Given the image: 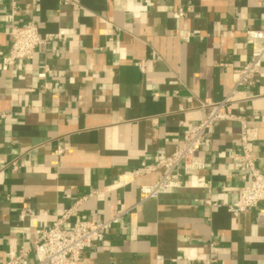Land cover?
Masks as SVG:
<instances>
[{
	"label": "crops",
	"instance_id": "crops-1",
	"mask_svg": "<svg viewBox=\"0 0 264 264\" xmlns=\"http://www.w3.org/2000/svg\"><path fill=\"white\" fill-rule=\"evenodd\" d=\"M29 22L44 42L4 64L12 24ZM258 29L264 0H0V264L74 207L70 221L124 210L80 264H264V203L230 209L243 127L264 172V59L207 132L203 167L148 198L162 169L139 172L235 88Z\"/></svg>",
	"mask_w": 264,
	"mask_h": 264
},
{
	"label": "built area",
	"instance_id": "built-area-1",
	"mask_svg": "<svg viewBox=\"0 0 264 264\" xmlns=\"http://www.w3.org/2000/svg\"><path fill=\"white\" fill-rule=\"evenodd\" d=\"M178 11L180 16L185 13L183 7H179ZM10 33L13 41L8 53L3 57V63L6 65H14L21 59L32 57L45 40L40 35L39 27L35 22L13 23ZM248 34L254 39H264V29L251 30ZM263 59L264 43L255 47L249 61L238 70L235 88L224 100L201 102L202 107L209 108L207 115L199 122L184 128L175 151L139 169L141 173L162 169V174L156 182L141 185L142 198L156 196L161 189L179 186L183 171H191L205 165V157L199 155L198 152L206 141L207 132L216 121L234 118L233 105L240 100L235 96L236 87L254 83ZM252 139L253 136L248 129L243 127L240 137L242 152L235 155V158L242 163L243 184L238 191L237 200L230 205L233 211H244L264 203V172L257 165L251 150ZM75 210L74 207L65 211L56 216L50 226L38 229L31 249H23L13 254L3 264H80L84 252L94 243L104 241L111 226L124 213L123 209H116L108 220L76 219L70 221ZM30 214H33L32 208L23 207L21 217Z\"/></svg>",
	"mask_w": 264,
	"mask_h": 264
}]
</instances>
